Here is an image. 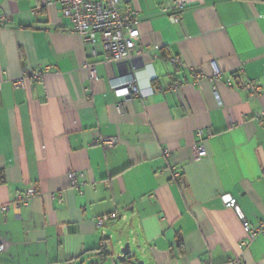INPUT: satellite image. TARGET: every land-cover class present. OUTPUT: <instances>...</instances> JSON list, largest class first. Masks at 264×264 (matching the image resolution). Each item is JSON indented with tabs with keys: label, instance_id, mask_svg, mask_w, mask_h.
Returning a JSON list of instances; mask_svg holds the SVG:
<instances>
[{
	"label": "crops",
	"instance_id": "0c3cea01",
	"mask_svg": "<svg viewBox=\"0 0 264 264\" xmlns=\"http://www.w3.org/2000/svg\"><path fill=\"white\" fill-rule=\"evenodd\" d=\"M177 3L174 25L166 9ZM125 6L138 20L140 56L105 64L101 44L93 56L54 8L0 0V264H117L125 244L142 264H264V235L250 241L221 201L230 195L252 228L264 226V0ZM45 68L40 83L14 90L24 70ZM132 77L142 97L120 98ZM248 81L257 98L238 89ZM103 139L117 143L106 149ZM194 144L206 157L194 159ZM32 188L38 195L17 208Z\"/></svg>",
	"mask_w": 264,
	"mask_h": 264
},
{
	"label": "built area",
	"instance_id": "2783aa9c",
	"mask_svg": "<svg viewBox=\"0 0 264 264\" xmlns=\"http://www.w3.org/2000/svg\"><path fill=\"white\" fill-rule=\"evenodd\" d=\"M38 10H46L54 8L56 13L70 21L72 24L73 32L80 38L84 47L92 48V54L95 56V45L97 42L101 44L104 57L103 63L114 64L118 62H131L135 57L140 56V51L135 50L133 43L137 39L136 28L138 20L136 14L132 10L125 6L123 10L120 9L121 5H126L129 0H37ZM183 4L177 3L174 8L166 9L170 11L171 15L169 19L172 24L177 25L180 22V14L183 11ZM34 13V12H32ZM5 18L0 15V23H3ZM168 63L178 71L182 68V62L177 57L168 58ZM95 64L86 62L83 66L85 70L90 72L91 80H95L94 72ZM49 72V68L44 70L32 71L24 70L22 76L13 81L12 86L14 90L24 89L27 82L40 83L44 76ZM4 74L0 70V90L4 84ZM221 72L214 69L213 77L219 79ZM196 79L204 78V75L199 72H194ZM171 80V76L169 77ZM181 82L179 80H173L170 89L176 91ZM226 86L233 88L232 82L228 79ZM116 88V87H114ZM242 92L248 94L251 98H257L260 95L261 88L254 81H248L238 86ZM155 89H151V93H154ZM119 97L125 99L140 98L142 97L141 91L137 84V80L132 77L128 82L124 84V90L118 93ZM121 105L117 107L118 111H121ZM258 119L264 126V111L260 112ZM116 140L103 139L99 144L106 148L112 149L116 145ZM194 159L196 161L206 157L207 153L205 147L202 144H194L191 147ZM164 158L170 157L168 150L162 151ZM172 182L180 181V173L176 170H172ZM70 185L75 187L76 178L73 173L69 174ZM82 178V176H81ZM81 194V193H79ZM38 195V192L32 188L19 195L16 200L17 208L27 206V202L31 197ZM58 202L62 203L61 195L58 196ZM222 204L225 208L232 210L238 220L240 221L244 232L248 235L250 241H253L257 236L264 235V226L259 225L256 228H252L246 221L244 214L241 212L237 201L230 195H223L221 197ZM7 207L1 209L2 212H6ZM110 216L103 215L96 219V226L103 228L109 222ZM106 250V245H100V251ZM4 251V246H0V254Z\"/></svg>",
	"mask_w": 264,
	"mask_h": 264
},
{
	"label": "water",
	"instance_id": "95a60500",
	"mask_svg": "<svg viewBox=\"0 0 264 264\" xmlns=\"http://www.w3.org/2000/svg\"><path fill=\"white\" fill-rule=\"evenodd\" d=\"M116 262L117 264H142L136 261V254L130 250L128 244H125L120 250V255L116 258Z\"/></svg>",
	"mask_w": 264,
	"mask_h": 264
},
{
	"label": "trees",
	"instance_id": "16d2710c",
	"mask_svg": "<svg viewBox=\"0 0 264 264\" xmlns=\"http://www.w3.org/2000/svg\"><path fill=\"white\" fill-rule=\"evenodd\" d=\"M106 254L105 250L102 251L101 255L104 256Z\"/></svg>",
	"mask_w": 264,
	"mask_h": 264
},
{
	"label": "rangeland",
	"instance_id": "374dc122",
	"mask_svg": "<svg viewBox=\"0 0 264 264\" xmlns=\"http://www.w3.org/2000/svg\"><path fill=\"white\" fill-rule=\"evenodd\" d=\"M117 251H119L120 252V250H118V249H116ZM135 253V252H134ZM136 254V253H135ZM136 256H137V254H136Z\"/></svg>",
	"mask_w": 264,
	"mask_h": 264
}]
</instances>
